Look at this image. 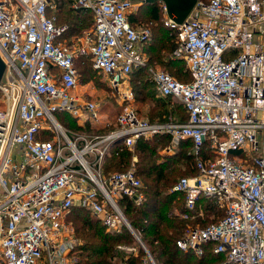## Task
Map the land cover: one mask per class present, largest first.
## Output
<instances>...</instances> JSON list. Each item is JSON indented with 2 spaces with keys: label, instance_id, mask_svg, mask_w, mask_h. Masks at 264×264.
<instances>
[{
  "label": "built area",
  "instance_id": "1",
  "mask_svg": "<svg viewBox=\"0 0 264 264\" xmlns=\"http://www.w3.org/2000/svg\"><path fill=\"white\" fill-rule=\"evenodd\" d=\"M141 2L71 0L73 8L91 11L93 23L67 42L66 24L47 12L58 8L56 1L0 0L2 264H72L75 238L67 216L75 205L102 219L106 230L126 225L135 235L118 204L124 196L142 201L134 163L108 175L101 164L113 140L121 137L122 145L130 146L158 133L175 143L193 142L196 172L179 177L171 188L184 195V212L177 213L201 214L200 196L216 198L224 211L218 221L188 227L176 245L201 253L214 242L213 251L223 253L227 264H264V0H196L180 23L167 17L160 2L164 24L177 34L173 54L185 59L191 80L160 69L151 74L162 97L183 104L186 120L150 122L125 105L115 130L71 138L54 116L66 110L99 119L95 102L74 92L76 56L89 55L115 90L134 66L146 64L150 28L130 21ZM204 142L208 154H201ZM138 241L146 252L143 264H156Z\"/></svg>",
  "mask_w": 264,
  "mask_h": 264
},
{
  "label": "trees",
  "instance_id": "2",
  "mask_svg": "<svg viewBox=\"0 0 264 264\" xmlns=\"http://www.w3.org/2000/svg\"><path fill=\"white\" fill-rule=\"evenodd\" d=\"M54 1L57 2L58 8L48 9L47 12L48 14L55 13L58 23L66 24L65 40L69 41L70 36L80 33L83 27L92 25V14L89 9L73 8L71 0H69L70 4L67 6L61 0ZM164 19L163 8L158 1L141 2L138 13H133L130 16L132 23L140 22L138 20H146L144 24L148 25L147 23L155 21L154 28L151 27L153 32L151 31L150 38L152 39L154 32L159 36L162 34L163 38L165 36L163 47L171 53L176 48V44L171 40L172 35L169 31L171 30L175 34L176 31L174 28L166 26ZM151 39L145 44L146 48ZM153 47H151V44L148 45V53L158 63L167 68L168 73L181 81L191 80L187 64V71L183 70L180 60L172 57L174 54L170 55L172 58L164 59L163 52L160 53L161 44L155 46L154 50ZM74 65L79 72L80 82L83 79L87 82V79L92 78L93 73L98 71L92 67L89 55L76 56ZM144 67V65L134 66L129 76L132 75L135 69L141 70ZM153 86L156 89L154 83ZM148 87L146 80H139V86L135 89V94L137 95L136 100H151L148 101L150 103L148 111H150L151 118L165 121L173 115H178L179 119L177 121L186 120L187 112L180 101L171 96L161 97V99L155 97L153 92L150 93L151 90H148ZM54 116L60 124L62 120L65 121L66 119L68 124H71L70 126L76 125L79 128L75 117L66 110H57L54 112ZM69 132L71 131L69 130ZM153 138L168 142L171 137L169 134L164 133ZM151 144V138L142 137L137 139L133 149L121 143V149L119 147L113 149L111 154L105 155L102 161L103 173L108 175L111 172L126 169L123 166L129 164L133 154L136 156V173L144 181V194L143 200L139 204L126 196L118 199V204L126 219L153 256L156 264H227L223 253L213 251L214 242L203 245L201 253H196L192 249L182 250L176 245V240L185 233L188 227L196 224L204 226L218 221L224 215V211L218 206L216 198L206 199L203 196H200L198 200L201 214L193 212L187 218L181 216L175 210L180 208L179 212H184V195L173 190L170 192L169 189L179 177L192 175L196 172L195 155L192 152L193 142L190 139L180 140L174 154L165 156L162 159L155 157V160L152 159L155 146H151ZM150 147H153V149L149 151ZM208 152L209 144L204 142L201 154H208ZM177 175L178 177H176ZM192 215L194 217L190 218ZM67 221L73 225L74 235L81 239V243L75 244L71 251V255L74 256L73 264H143L146 252L138 244L132 231L126 225H122L117 231H107L102 219L93 215L90 210L77 205L70 209ZM118 244L133 246L137 250L135 252L130 251L126 254L127 257H124V254H120L116 248Z\"/></svg>",
  "mask_w": 264,
  "mask_h": 264
},
{
  "label": "rangeland",
  "instance_id": "3",
  "mask_svg": "<svg viewBox=\"0 0 264 264\" xmlns=\"http://www.w3.org/2000/svg\"><path fill=\"white\" fill-rule=\"evenodd\" d=\"M202 1H206V0H202ZM61 2H64L66 4V6L70 4L69 0H61ZM140 4L141 3H137V7H136L134 13H138ZM138 21L142 22V24L146 23V20H138ZM151 22L152 23H150V22L147 23L148 24L147 26L150 28V32L151 31L153 32V28H154L153 26L155 24V21H151ZM151 27H153V28H151ZM91 28H92V25H89L87 27H83L80 33L72 35V37H79L80 38L84 32L91 30ZM169 32H170V35H172L171 40L177 46V35L175 34V32H172L171 30ZM150 39L151 38L149 37V39L146 41V43ZM164 39H165V36L163 38L162 34L159 36V35H157V33L155 34V32H154L153 37L150 41V44H151V47L154 46L152 48L153 50H154L155 46L161 44L162 49H161L160 53L163 52L162 56L164 57L165 60H168L173 55L174 49L170 53L167 48L163 47L164 46V42H163ZM67 42H69V41H67ZM151 42H154V43H151ZM76 43H79V41H77ZM150 44H148V45L150 46ZM148 45H147V48H148ZM144 47H145V45H144ZM147 48L146 47L143 48L144 54L147 58L146 65H144L145 67L142 68L141 70H136L135 69L136 67H135L134 68L135 70L133 71L132 75L129 76V80L126 83L122 84L119 91L112 90V88L108 87V85H107L108 82H107L106 76H104L99 70L95 71L93 73L92 78L87 79V82L84 79L81 80V82L79 80V85L77 87L78 91L81 93L84 92V96L86 99H90V100L95 102L96 112L98 114L99 119L98 120L93 119L94 121L93 120L87 121V120H84V118H83L84 114H82L80 119H79V116H77V115L74 116L72 114L75 117V119L77 120L76 123H77V125H79V128H77L76 125L70 126L71 124L69 125L68 122L66 121V119H65V121L62 120L61 125L64 127V129L68 130L67 134L69 135V137L72 138V136L76 137L78 135H82V136H85L86 138H89L93 135H104L109 131L115 130L117 128V126H115V123H111V124L106 125V120L111 119L113 117V115L116 112H118L119 109H122V107L125 105H129L131 108H133V110H135L138 117L145 119V120H148L150 122H154V121H156V122H170V121H176L179 119L178 115H173L172 117H170L169 119H167L165 121L164 120H157L156 118H151L150 117V111H148L149 110L148 107L150 104V103H148V101H151V100L150 99H143L142 101L136 100L137 95L135 94V89L139 86V80H146L147 86H149L148 90H151L150 93L153 92V94H155V97H158L157 91L153 86L154 81H153V77L151 74V72H152L151 70L160 69V70H164V71L169 72L167 68L162 66V64L158 63L155 59H153L150 56V53H148L149 51L147 50ZM172 57H174V59H176V60L177 59L180 60L182 69L187 71L186 62H185L183 57L177 56V55H174ZM0 97H2L1 92H0ZM159 98L161 99V97H159ZM0 106H1V103H0ZM78 119L81 121H79ZM87 122H89V123H87ZM69 130L71 132H69ZM258 139L260 142L261 138L259 135H258ZM151 141H152L151 146H155V148H154L155 153L152 154L154 156L152 159L155 160V157H159V159H162L163 157L168 156L169 151L166 150V145H167V143H170V141L166 142L165 140H159L157 138H151ZM120 145H121V143L116 145V146L119 147ZM151 149H153V147H150L149 151ZM192 152H193V148H192ZM193 154H194V152H193ZM136 160H137L136 157H135V161H133L131 159L129 164L127 166H123V167L124 168L130 167V166H132L131 164L133 162L134 167L136 169ZM176 177H178V175ZM141 181H142V188H141L140 192H141L142 197H143L144 181L142 179H141ZM171 188L172 187H170V189H169L170 192H171ZM134 202L136 204L141 203V202H136V201H134ZM175 210H176V212H178L181 209L177 208ZM192 217H194V216L192 215L190 218H192ZM69 224H70V228L72 230L73 238H75L74 245L75 244L77 245V244L81 243V239H79L78 237H76L74 235L75 232H74L73 225L70 222H69ZM134 237L136 238L135 235H134ZM138 237H139V235H138ZM136 240L138 241L137 238H136ZM138 244L140 245L139 241H138ZM71 251H72V249H71ZM72 258L74 260L73 255H72Z\"/></svg>",
  "mask_w": 264,
  "mask_h": 264
},
{
  "label": "water",
  "instance_id": "4",
  "mask_svg": "<svg viewBox=\"0 0 264 264\" xmlns=\"http://www.w3.org/2000/svg\"><path fill=\"white\" fill-rule=\"evenodd\" d=\"M142 1L147 3H151L154 1L163 2L165 5V11L167 17L172 19L175 23L182 22L183 19L188 14V12L190 11L191 7L196 2V0H142ZM4 70H5V63L0 56V80L3 77ZM121 139L122 138L120 137L117 140H113L111 144ZM135 235L138 238V240H140L138 235L137 234Z\"/></svg>",
  "mask_w": 264,
  "mask_h": 264
},
{
  "label": "crops",
  "instance_id": "5",
  "mask_svg": "<svg viewBox=\"0 0 264 264\" xmlns=\"http://www.w3.org/2000/svg\"><path fill=\"white\" fill-rule=\"evenodd\" d=\"M163 14H164V17L166 16L165 15V13L163 12ZM72 38V36H70V38H69V40ZM63 39H64V37H63ZM67 41V40H66ZM107 78V77H106ZM129 80V76H128V78H127V80L126 81H124V83H126L127 81ZM123 83V84H124ZM108 85V87L109 88H111L110 87V85L109 84H107ZM122 86V85H121ZM120 86V87H121ZM112 90H115V89H113L112 88ZM115 91H119V90H115ZM156 91H157V96L158 97H162L159 93H158V90L156 89ZM74 92L80 97V98H83V99H85V96H84V92L83 93H81V92H79L78 91V88H76L75 90H74ZM121 109H119L118 110V112H116L114 115H113V119L111 118V119H107L106 120V125L107 124H111V123H115V126H117V124H116V115L119 113V111H120ZM80 117L81 116H79V119H80ZM83 118H84V120H87V121H90V120H93L92 118L91 119H89V118H86L85 119V116H83ZM78 119V120H79ZM79 121H81V120H79ZM94 121V120H93ZM164 134V133H163ZM163 134H161V133H158V134H155V135H151L150 137H147V138H153V137H155L156 135H163ZM146 138V139H147ZM137 141V140H136ZM135 141V142H136ZM122 142V140H119V141H116V142H114V143H112V144H109L108 145V151H107V154H106V156H108V155H110L111 154V152H112V150L113 149H116L118 146H116V145H118V144H120ZM135 144V143H134ZM134 144L133 145H130V146H127L128 148H130V149H133V147H134ZM178 145H179V141L178 142H173L171 139H170V143H167V145H166V150L167 151H169L168 153V155H172V154H174V152L177 150V148H178ZM135 155L133 154L132 155V160L133 161H135ZM103 163V162H102ZM101 167H102V164H101ZM102 171H103V168H102ZM67 224L69 225V227H70V224L68 223V221H67ZM107 231H108V229H107ZM137 250V248L135 247V249L133 250L134 252ZM148 250V249H147ZM130 251H122V252H120V254H124V257H127V253H129ZM153 257V256H152ZM0 264H2V260H1V258H0ZM73 264V263H72Z\"/></svg>",
  "mask_w": 264,
  "mask_h": 264
}]
</instances>
